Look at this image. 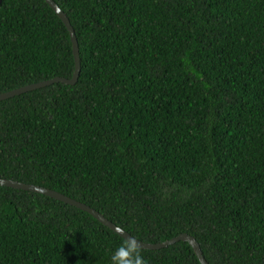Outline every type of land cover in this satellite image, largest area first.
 I'll return each instance as SVG.
<instances>
[{"label": "trees", "instance_id": "16d2710c", "mask_svg": "<svg viewBox=\"0 0 264 264\" xmlns=\"http://www.w3.org/2000/svg\"><path fill=\"white\" fill-rule=\"evenodd\" d=\"M53 1L80 77L0 102V179L145 243L188 234L209 264H264V0ZM74 67L44 0H0V94ZM123 241L0 185V264H110ZM143 255L201 264L184 241Z\"/></svg>", "mask_w": 264, "mask_h": 264}, {"label": "water", "instance_id": "95a60500", "mask_svg": "<svg viewBox=\"0 0 264 264\" xmlns=\"http://www.w3.org/2000/svg\"><path fill=\"white\" fill-rule=\"evenodd\" d=\"M50 8L56 13V15L61 19L65 27L67 28L70 38H71V43H72V48H73V56H74V62H75V71L71 79H66V78H61L57 77L48 81H43L39 82L36 84H31L27 85L25 87L18 88L16 90H12L3 94H0V102L14 98L16 96H20L22 94L36 91L42 88H46L48 86L54 85V84H66V85H75L80 77L81 73V57H80V48L78 44V40L75 34V30L71 25V22L67 15L60 9V7L55 3L53 0H44ZM0 185L17 189V190H24V191H29L33 193H39L45 196H48L50 198H53L55 200L64 202L68 205L74 206L84 212L89 213L92 215L95 219H97L100 223H102L104 226L108 227L110 230L118 234L120 237L123 239H131L133 236L129 234L128 232L124 231L123 229L117 227L114 223L109 221L107 218H105L102 214L97 212L95 209L91 208L90 206L83 204L79 201H76L70 197H67L59 192L53 191L51 189H47L44 187H39L35 185H30V184H25L9 179H0ZM138 240V239H137ZM184 241L188 242L196 256L198 257L199 261L201 264H209L207 260L205 259L202 249L199 245V243L196 241V239L188 234H182L179 235L178 237H175L171 240L165 241L163 243L159 244H151V243H145L140 240H138V243L140 244L141 248L143 250H161L164 248H167L177 242Z\"/></svg>", "mask_w": 264, "mask_h": 264}, {"label": "clouds", "instance_id": "9594fccd", "mask_svg": "<svg viewBox=\"0 0 264 264\" xmlns=\"http://www.w3.org/2000/svg\"><path fill=\"white\" fill-rule=\"evenodd\" d=\"M110 264H149L138 240L133 236L117 246L111 254Z\"/></svg>", "mask_w": 264, "mask_h": 264}]
</instances>
